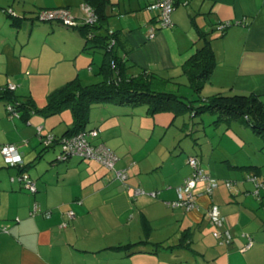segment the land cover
I'll use <instances>...</instances> for the list:
<instances>
[{"label": "crops", "instance_id": "1", "mask_svg": "<svg viewBox=\"0 0 264 264\" xmlns=\"http://www.w3.org/2000/svg\"><path fill=\"white\" fill-rule=\"evenodd\" d=\"M155 2L109 0L105 7L129 76L145 70L148 78H157L153 88L172 91L167 87L180 86L184 63L209 41L216 65L202 95L254 93L264 103V0H176L169 27L160 26V9L149 8ZM84 3L0 0L5 14L0 15V264H264V189L255 196V185L246 178L264 175V143L250 127L214 124L216 116L208 124L205 118L189 124L188 112L150 114L142 103L94 104L85 129H99L92 142L104 143L119 157L118 168L129 175L124 184L95 160H58L60 144L37 150L39 131L46 136L66 121L69 127L58 138L74 126L70 109L71 115L63 110L49 116L22 110L19 117L8 111L4 88L9 84L16 85L20 101L30 97L36 107L39 96L48 101L51 92L72 80L85 85L81 72L89 51L79 27L37 19L40 10L64 8L79 25ZM7 10L22 19L20 25ZM223 24H228L224 30ZM185 81L184 93L191 96ZM19 90L26 94L18 95ZM179 118L187 131L181 145L176 133L166 139ZM133 136L140 141L128 143ZM5 144L18 147L22 167L4 161ZM191 156L219 185L209 195L199 183L197 206L188 211L169 203L193 172ZM20 172L30 175L36 193L18 182ZM138 187L147 193L135 195ZM212 204L225 216L224 229L233 237L229 244L213 235L218 227L207 212ZM248 237L252 246L243 251ZM125 245L131 248H120Z\"/></svg>", "mask_w": 264, "mask_h": 264}, {"label": "trees", "instance_id": "2", "mask_svg": "<svg viewBox=\"0 0 264 264\" xmlns=\"http://www.w3.org/2000/svg\"><path fill=\"white\" fill-rule=\"evenodd\" d=\"M86 2L95 9L99 19L93 25L82 22L76 27H79L84 38L86 51L90 48L94 50L99 48L104 52L105 58L100 71L105 75L103 81L83 85L79 79L72 80L51 92L43 109H38L30 97L24 102L20 101L14 94L15 90L5 87L6 94L9 93V96L6 97L7 106L16 107L18 112L22 110L28 113L43 112L46 116L69 108L74 116V126L66 131L64 134L66 136L85 129L89 111L94 104L112 102L121 106H131L142 103L147 106L150 114L188 112L192 118H201L203 114L211 113L216 116L214 124L236 122L243 124L260 136L264 143V103L257 94L228 91L208 97L202 95V90L209 82L216 65L214 51L209 41L198 48L182 67V76L186 78L193 96L180 95L176 91H159L152 87V80L157 78L155 76L148 78L147 71L143 70L142 74L138 76L128 75L126 61L116 51L120 39L119 34L109 29L107 24L109 15L106 13L105 7L109 0H86ZM40 11H38L37 19H39ZM7 12L14 19V24L20 25L22 19L16 17L11 11L7 10ZM112 40H116V44L110 47ZM62 137L57 138L56 144ZM120 248L129 250L131 247L125 245Z\"/></svg>", "mask_w": 264, "mask_h": 264}, {"label": "built area", "instance_id": "3", "mask_svg": "<svg viewBox=\"0 0 264 264\" xmlns=\"http://www.w3.org/2000/svg\"><path fill=\"white\" fill-rule=\"evenodd\" d=\"M175 5L176 0H156V2L150 5L149 8L160 9V26L169 27L172 25V13L175 9ZM83 11L84 17L82 22L92 25L97 23L99 19L98 14L90 4L84 3ZM38 18L41 21L58 20L64 25L68 26L78 25L76 19L68 10L64 8L41 10ZM227 26L228 24H223L220 26V28L224 30ZM149 36L150 38L154 37L155 31L152 30ZM115 44L116 40H112L110 47L114 46ZM7 88L10 90H15L16 85L9 84ZM7 108L13 116L19 115L18 109L16 107L8 105ZM99 133V129L92 128L84 129L76 133L63 136L60 138L58 143L61 145V152L58 156V160L66 161L71 157H78L80 159L98 161L110 169L117 180L126 184V181L129 177L128 170L124 168H117V162L119 160L118 156L104 143L99 142L95 144L92 142V139L97 138ZM39 134H41L40 131ZM41 138L47 147L56 144V141H58L53 135L43 137L41 136ZM1 151L8 165L11 167L23 166L24 162L22 154L15 144H5L2 146ZM189 164L193 169L192 174L185 178L183 183L178 186L177 200L169 203L173 207H184L188 211L196 208L197 206L195 201V191L199 183H203L205 185L204 192L209 195L212 194L219 185L218 180L203 169L201 162L197 157H189ZM247 178L255 184V190L253 194L259 197L261 191L264 189V175H249ZM16 179L18 182L22 183L25 188L29 189L31 193L37 192L36 183L30 178V175L27 172H20L16 176ZM233 184L234 183H232V181H226V185L229 188L232 187ZM134 193L135 195H139L145 194L147 192L144 189L138 187L135 189ZM156 194V192L152 193L153 196H156ZM207 212L210 216L211 222L218 227V229L213 233L214 237L219 239L220 243L222 244L231 243L233 241V237L229 229H224L225 216L222 215L219 206L212 204L207 209ZM69 214L74 216L73 211L69 212ZM248 238V243L243 247V251L249 249L252 246V238Z\"/></svg>", "mask_w": 264, "mask_h": 264}, {"label": "rangeland", "instance_id": "4", "mask_svg": "<svg viewBox=\"0 0 264 264\" xmlns=\"http://www.w3.org/2000/svg\"><path fill=\"white\" fill-rule=\"evenodd\" d=\"M2 12V9H0V15H4L5 16V14ZM39 20V19H38ZM40 21V20H39ZM78 22H80L79 20H77ZM83 21V20H82ZM41 23H46L47 21H40ZM53 22H56V23H59V24H61V25H64L63 23H61L60 21H58V20H53ZM89 51V62L88 63H85L86 64V67L82 70V75H81V77H83L82 79H83V81L85 82V85L86 84H94V83H98V82H100V81H103V79H104V77H103V75H102V73H99V69H100V64H101V62H102V60H103V53H102V51H94V49H92V50H88ZM64 65V64H63ZM178 82L180 83V86H173V85H170V86H168L167 88H168V90H172V91H176L178 94H182V95H185V91H186V88L184 87V84L186 83V81H185V78L182 76V77H180L179 79H178ZM184 83V84H183ZM38 92L39 93H43L44 91H42V90H38ZM17 94L18 95H25L26 94V92L25 93H22L20 90H19V92H17ZM193 92L191 93V96H189V95H186V96H188V97H192L193 95ZM39 97H43V99L41 98V99H39L38 101H37V108H39V109H43L44 107H45V102L47 103V98L46 99H44V97H45V95H43V96H39ZM64 111H69L70 112V110H69V108H67V109H65ZM72 113L70 112L69 113V115H71ZM183 115V114H182ZM191 114L190 113H187V114H184V117H185V119H187L186 121H188V123L189 124H192L194 121H196L197 122V120L198 121H201V118H205L206 119V124H208L209 122H212V120H213V118H215V115H213V114H211V113H205V114H203L202 115V117L200 118V117H195L194 119L192 118V121H191V119H190V116ZM19 117V116H18ZM44 117V116H43ZM211 117H213V118H211ZM44 119H45V117H44ZM71 121L73 122V116L71 117ZM72 125H73V123H72ZM71 125V126H72ZM69 126L67 125V123H66V121H59L58 123H57V125L53 128V129H51L50 130V132L49 131H46V133H44V135H46V136H51V134H53V136H55V135H57V136H61L62 134H63V132L68 128ZM183 127H184V122H183V120H182V118H179V120H178V122H177V126H173L172 128H171V131L169 132V134L167 135V137H166V139L167 140H169V139H171L170 137L174 134V133H176V135L175 136H177L176 137V139H177V141L179 140V144L181 145L182 144V141H183V139H184V137H185V133L187 132L186 130H184L183 129ZM52 132V133H51ZM37 136H38V144H37V150H39V151H41V149L42 148H45L46 146H45V143L42 141V138H41V135L38 133L37 134ZM259 137V136H258ZM57 138V137H56ZM133 139H131V138H128V139H126V141L129 143V142H131V140H136L137 142L138 141H140V138L139 137H132ZM257 139V141H259L260 143H262V140H260V138H256ZM180 141H181V143H180ZM188 141H191V138L190 139H188ZM166 143V142H165ZM150 144H152L151 142L149 143V145ZM60 147L59 148H61V145H59ZM138 147V146H137ZM35 154H36V152H35ZM28 157H30V156H28ZM119 158V157H118ZM6 163H7V161L6 160H4ZM98 162V161H97ZM118 162H119V160H118ZM118 162H117V164H118ZM8 164V163H7ZM105 167V166H104ZM106 169H107V171L108 172H110V173H112V171L110 170V169H108L107 167H105ZM117 168H118V165H117ZM247 178V177H246ZM245 178V179H246ZM241 181H245L244 180V178H242V179H240ZM231 181V180H230ZM247 181H250V180H248V178H247ZM250 182H252V181H250ZM232 183H234V181H232ZM253 183V182H252ZM254 184V183H253ZM234 185V184H233ZM255 185V184H254ZM255 190V189H254Z\"/></svg>", "mask_w": 264, "mask_h": 264}, {"label": "water", "instance_id": "5", "mask_svg": "<svg viewBox=\"0 0 264 264\" xmlns=\"http://www.w3.org/2000/svg\"><path fill=\"white\" fill-rule=\"evenodd\" d=\"M41 21V20H40Z\"/></svg>", "mask_w": 264, "mask_h": 264}]
</instances>
